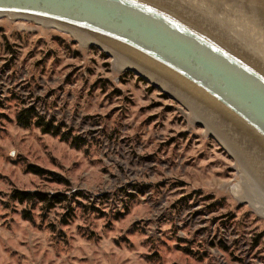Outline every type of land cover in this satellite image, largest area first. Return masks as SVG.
Wrapping results in <instances>:
<instances>
[{"label":"rangeland","instance_id":"374dc122","mask_svg":"<svg viewBox=\"0 0 264 264\" xmlns=\"http://www.w3.org/2000/svg\"><path fill=\"white\" fill-rule=\"evenodd\" d=\"M238 182L166 93L67 33L0 17V264H264V218Z\"/></svg>","mask_w":264,"mask_h":264},{"label":"water","instance_id":"95a60500","mask_svg":"<svg viewBox=\"0 0 264 264\" xmlns=\"http://www.w3.org/2000/svg\"><path fill=\"white\" fill-rule=\"evenodd\" d=\"M0 17L67 33L183 105L264 218V0H0Z\"/></svg>","mask_w":264,"mask_h":264},{"label":"trees","instance_id":"16d2710c","mask_svg":"<svg viewBox=\"0 0 264 264\" xmlns=\"http://www.w3.org/2000/svg\"><path fill=\"white\" fill-rule=\"evenodd\" d=\"M18 122L23 124L24 126H29V120L27 117H24L23 114H19L18 116ZM36 126L37 127H42V123L40 120L36 121ZM42 130L44 133H49L50 132V127H42ZM58 129L54 131V135L57 134ZM37 174H44L43 170H38L35 172ZM12 198L19 203H22L24 201H29V200H37L38 202L42 203H47L49 207H53L54 204L61 203L64 199L63 195L57 194L53 196L50 200L47 199V195L39 193V192H29V191H15L13 192Z\"/></svg>","mask_w":264,"mask_h":264},{"label":"bare ground","instance_id":"6f19581e","mask_svg":"<svg viewBox=\"0 0 264 264\" xmlns=\"http://www.w3.org/2000/svg\"><path fill=\"white\" fill-rule=\"evenodd\" d=\"M235 166H236V172H237V174H238V177L240 178L239 173H238V171H239L238 164L235 163ZM241 172H242V171H241ZM239 180H240V179H239Z\"/></svg>","mask_w":264,"mask_h":264}]
</instances>
